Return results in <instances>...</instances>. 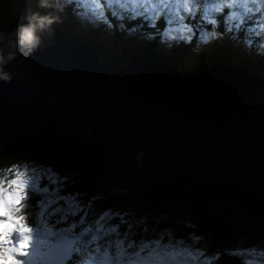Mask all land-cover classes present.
<instances>
[{
	"label": "water",
	"instance_id": "water-1",
	"mask_svg": "<svg viewBox=\"0 0 264 264\" xmlns=\"http://www.w3.org/2000/svg\"><path fill=\"white\" fill-rule=\"evenodd\" d=\"M0 80V110L87 132L93 149L142 162L264 211V77L223 61L188 73L136 54L128 67L101 60L79 39L40 36L18 50Z\"/></svg>",
	"mask_w": 264,
	"mask_h": 264
},
{
	"label": "trees",
	"instance_id": "trees-1",
	"mask_svg": "<svg viewBox=\"0 0 264 264\" xmlns=\"http://www.w3.org/2000/svg\"><path fill=\"white\" fill-rule=\"evenodd\" d=\"M33 1L39 7V0ZM14 4H17V11L13 12V17L8 20L4 17L7 20L4 23L9 21L11 24L8 38L4 40L5 36L0 33V49L4 52L13 49L9 44L10 33L17 23L27 22L25 18L23 22L18 20L22 7L18 2ZM39 8L41 14L54 13L51 7ZM64 9L68 14L70 6H64ZM120 23L114 22L111 32L102 31L104 24L101 23L95 28L89 23L88 29L77 32L72 23L67 18L63 20L59 14L58 22L38 32V35L53 39L62 34L79 39L93 48L101 60H113L122 65H127L135 53L147 61L168 60L188 73L198 71L192 66L201 70L213 61H224L264 77V56L254 50L236 56L231 48L227 49V39L214 41L198 55L192 53L191 45L173 46L172 50L165 51L157 30L147 27L129 30L125 25L133 23L123 22V27ZM204 55L206 59L202 58ZM189 56L194 60L192 66L184 62ZM252 112L264 119V101L257 111ZM6 133L9 134L4 136ZM87 153H90L89 158L85 157ZM80 156H84L87 162L77 163ZM28 157H42V161L70 173L74 183L86 188L84 193L87 196L98 197L94 201L97 206L109 203L122 208L124 212L130 211L132 216L129 219L135 225L133 232L136 233V241L145 239V242L152 244L161 233H167L162 244H168L170 239H183V245L173 243L169 246L191 251L200 264H243L238 254L246 250L244 247L254 245L264 249V211L253 210L237 199L197 192L192 185L142 162L133 164L122 158L119 166L108 170L110 167L106 166V160L115 156L89 147L86 131L50 124L23 110L1 109L0 166ZM201 252L205 253L204 257L200 256Z\"/></svg>",
	"mask_w": 264,
	"mask_h": 264
},
{
	"label": "snow or ice",
	"instance_id": "snow-or-ice-1",
	"mask_svg": "<svg viewBox=\"0 0 264 264\" xmlns=\"http://www.w3.org/2000/svg\"><path fill=\"white\" fill-rule=\"evenodd\" d=\"M64 6L73 7L77 16L109 27L113 20L123 27V22L139 19L157 30L162 42L173 44L191 43L194 38L207 44L223 35L219 33L223 24L226 34L238 40L243 31L247 46L264 50V0H64L61 10ZM161 19L165 27L158 29ZM16 175L21 177L19 199L11 205L10 215H0V264H105L110 255V264H123V251L129 254L128 264H150L149 258L158 249L167 251L169 244L185 243L170 239L162 244L167 233H161L149 250L145 239L134 238L130 211L108 208L94 215L98 197L86 200L87 193L68 191L70 177L50 165L29 161L24 172ZM115 219L119 223L113 225ZM37 252L43 258L33 261L32 254ZM256 252V248L246 249L238 256L242 261L246 257L248 264L253 258L264 264V250L253 257ZM192 255L189 251L188 256Z\"/></svg>",
	"mask_w": 264,
	"mask_h": 264
},
{
	"label": "clouds",
	"instance_id": "clouds-1",
	"mask_svg": "<svg viewBox=\"0 0 264 264\" xmlns=\"http://www.w3.org/2000/svg\"><path fill=\"white\" fill-rule=\"evenodd\" d=\"M39 7H53L51 0H39ZM26 23L18 25L10 33V46L18 50L24 56H27L40 42L38 32L46 30L52 24L58 22L59 17L51 13L41 14L39 11H31L25 17ZM2 38V34H0ZM16 51H9L6 55L3 49H0V80L10 82L13 73L6 67L7 64L15 59ZM24 172V165L13 163L6 168H0V215L8 213L13 203L19 199L22 186L21 177L16 172ZM24 179H27L25 174Z\"/></svg>",
	"mask_w": 264,
	"mask_h": 264
},
{
	"label": "rangeland",
	"instance_id": "rangeland-1",
	"mask_svg": "<svg viewBox=\"0 0 264 264\" xmlns=\"http://www.w3.org/2000/svg\"><path fill=\"white\" fill-rule=\"evenodd\" d=\"M20 3V5H21V7H22V14H21V16L18 18V20H22V22H23V19L29 14V12H31V11H39L40 13H41V10H40V8L38 7V6H36L35 4H34V1L33 0H0V8H1V13H0V22H2L1 23V25H0V33H2L3 34V37L5 36V39L4 40H6L7 38H8V36H7V32H8V27H9V25H11L10 23H9V21L7 22V23H4V21H7L8 19H11L12 17H13V12H15L16 13V7H17V4H14V3ZM19 5V4H18ZM2 13H5V15H2ZM7 19H5V18ZM78 18H81L82 16H77ZM20 24H23V23H21V22H18L17 23V26L18 25H20ZM92 26L95 28V27H97L98 26V24H97V22L96 21H93V23H92ZM11 27V26H10ZM74 27V30L75 31H80L79 30V26H77V25H75V26H73ZM101 29H107V30H112V28H108V27H102ZM81 30H83V29H81ZM163 48V47H162ZM211 47H209V48H207L205 51H207V50H209ZM164 49V48H163ZM204 51V52H205ZM254 51L256 52V53H260V54H262V56L264 55V51L263 50H261V51H263V53H261V51H259V50H257V49H254ZM103 52V51H102ZM201 52V51H200ZM203 52V53H204ZM135 54V53H134ZM190 57V56H189ZM202 58H204V59H206L207 58V56L206 55H204V56H202ZM192 61H194L193 60V58H188V57H186V59L184 60V62L185 63H190V65L192 66ZM158 62H167V63H170V62H168V60H159ZM214 62H218V61H213V62H211L210 63V65L212 64V63H214ZM170 64H172V65H174L173 63H170ZM227 64H229V63H227ZM209 65V66H210ZM229 65H233V64H229ZM176 66V65H175ZM192 68H197V70H200V69H198L199 67H193L192 66ZM12 123H13V125H14V121H12ZM12 126V124H10V127ZM68 128V127H67ZM70 129V128H69ZM7 134H9V133H6L4 136H6ZM89 156H90V153H87L86 155H85V157H88L89 158ZM25 160H33V161H42L43 159H41V158H36V157H28V158H25ZM122 158H118V157H115V158H108L107 160H106V166L107 167H110L108 170H112L114 167H116V166H119L121 163H122ZM82 161H86V159L84 158V156H80V157H77V163H79V162H82ZM87 162V161H86ZM0 168H1V166H0ZM164 172V171H163ZM63 173H65L68 177H70V181H69V188H68V191H79V192H82V193H84V191L86 190V188L84 187V186H81L80 184H77V183H74L73 182V180H71V176H70V173H66V172H63ZM166 173V172H165ZM72 185H74L73 187H71ZM78 189V190H77ZM87 200V199H86ZM111 205V206H110ZM107 206V208L106 209H108V208H114V209H116V207L117 206H114V204H107L106 205ZM120 211V210H119ZM99 212H100V209L98 208V207H96V205H95V203H94V215L95 214H99Z\"/></svg>",
	"mask_w": 264,
	"mask_h": 264
},
{
	"label": "bare ground",
	"instance_id": "bare-ground-1",
	"mask_svg": "<svg viewBox=\"0 0 264 264\" xmlns=\"http://www.w3.org/2000/svg\"><path fill=\"white\" fill-rule=\"evenodd\" d=\"M139 57H141L140 55H138ZM141 58H143V57H141ZM143 59H145V58H143ZM111 61H113V60H111ZM113 62H115V61H113ZM115 63H117V62H115ZM156 63H158V62H156ZM129 64V63H128ZM128 64L126 65L127 67H128ZM244 70H246L247 72H249L247 69H245L244 67H242ZM249 73H251V72H249ZM191 74H194V73H191ZM251 74H253V73H251ZM240 203V202H239ZM242 204V203H241Z\"/></svg>",
	"mask_w": 264,
	"mask_h": 264
}]
</instances>
